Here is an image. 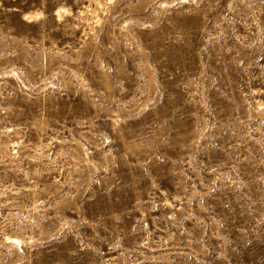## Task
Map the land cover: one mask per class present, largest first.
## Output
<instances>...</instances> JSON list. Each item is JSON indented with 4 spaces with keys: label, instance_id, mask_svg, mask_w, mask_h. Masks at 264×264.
Here are the masks:
<instances>
[{
    "label": "rangeland",
    "instance_id": "obj_1",
    "mask_svg": "<svg viewBox=\"0 0 264 264\" xmlns=\"http://www.w3.org/2000/svg\"><path fill=\"white\" fill-rule=\"evenodd\" d=\"M91 2L0 0V264H264V0Z\"/></svg>",
    "mask_w": 264,
    "mask_h": 264
},
{
    "label": "bare ground",
    "instance_id": "obj_2",
    "mask_svg": "<svg viewBox=\"0 0 264 264\" xmlns=\"http://www.w3.org/2000/svg\"><path fill=\"white\" fill-rule=\"evenodd\" d=\"M91 1H92L91 3L83 6L82 10L80 9L77 12L78 18H80L82 16L81 14H84V18L87 20V22L90 19H93L94 21H96L98 19V16H99L98 11L103 7V0H91ZM61 9L63 11H67V9H63L62 6H61ZM58 15H60V14H58ZM25 16L30 17L31 15L27 13ZM6 239H7V242L9 244L15 245L19 241V236L18 235H7ZM4 240H5V238H4Z\"/></svg>",
    "mask_w": 264,
    "mask_h": 264
}]
</instances>
